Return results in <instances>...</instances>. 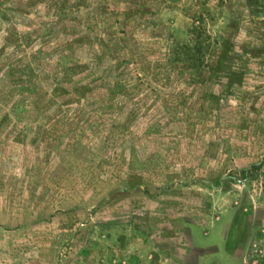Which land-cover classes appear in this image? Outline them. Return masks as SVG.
<instances>
[{"label":"rangeland","instance_id":"374dc122","mask_svg":"<svg viewBox=\"0 0 264 264\" xmlns=\"http://www.w3.org/2000/svg\"><path fill=\"white\" fill-rule=\"evenodd\" d=\"M0 264H264V0H0Z\"/></svg>","mask_w":264,"mask_h":264}]
</instances>
